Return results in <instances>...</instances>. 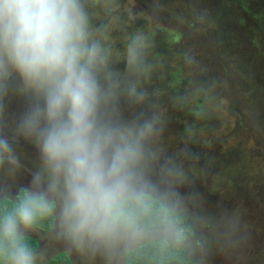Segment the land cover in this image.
Masks as SVG:
<instances>
[{
  "label": "rangeland",
  "instance_id": "374dc122",
  "mask_svg": "<svg viewBox=\"0 0 264 264\" xmlns=\"http://www.w3.org/2000/svg\"><path fill=\"white\" fill-rule=\"evenodd\" d=\"M82 3L93 39L108 52L110 72L135 79L129 88L127 80L120 81L132 94L116 95L105 118L130 128L145 121L153 124L143 141L136 191L142 193L149 183L151 192L164 194L174 210L187 208L196 216L193 204L204 208L210 221L200 224L197 218V225L212 246L197 238L181 241L176 232L188 228L176 218L177 229L124 227L106 238L84 235L75 243L71 239L75 264H82V251L88 264H125V250L172 233L176 236L170 239L179 245L198 241L194 248L200 258L190 254L196 264H264V0ZM137 35L144 41L143 63L132 67L127 48ZM156 75L160 83L154 88ZM140 77L152 80L141 84ZM27 103L12 89L0 92V121L21 133L18 120ZM11 149L20 151L17 146ZM24 171L16 170L12 184ZM25 172L32 187L34 174ZM35 185L26 192L35 191ZM61 196L63 202L62 192ZM58 227L54 242L69 250L71 244H63V223ZM48 252L37 259L46 261L52 255Z\"/></svg>",
  "mask_w": 264,
  "mask_h": 264
},
{
  "label": "clouds",
  "instance_id": "9594fccd",
  "mask_svg": "<svg viewBox=\"0 0 264 264\" xmlns=\"http://www.w3.org/2000/svg\"><path fill=\"white\" fill-rule=\"evenodd\" d=\"M143 47L142 36L131 39L130 66L142 65ZM108 65L82 0H0V92L12 89L28 101L19 130L38 145L50 186L61 187L63 226L74 237L106 238L129 226L125 204L138 198L143 141L153 130L151 121L130 128L105 118L120 87ZM4 156L15 159L0 136ZM33 182L40 184L39 173ZM47 207L29 192L0 214L6 264H36L23 230Z\"/></svg>",
  "mask_w": 264,
  "mask_h": 264
},
{
  "label": "trees",
  "instance_id": "16d2710c",
  "mask_svg": "<svg viewBox=\"0 0 264 264\" xmlns=\"http://www.w3.org/2000/svg\"><path fill=\"white\" fill-rule=\"evenodd\" d=\"M167 14V13H166ZM165 19L172 21L170 17ZM165 20V21H166ZM136 70V69H135ZM112 73V78L119 82L123 80L124 82L129 83L127 88L132 87L131 85L134 84L133 81L135 80L130 74L129 76L127 73H121L116 72ZM132 73V72H130ZM115 76V77H114ZM157 76V75H156ZM151 78V77H150ZM147 77H140L138 80L140 83H145L144 81L152 80ZM144 79V81H143ZM136 80V81H138ZM152 83H154V88H156V84L160 83V77H155L154 80H152ZM121 85V84H120ZM133 89V88H132ZM128 91L129 94H132L129 92L130 89H126L123 87H119L117 89L116 95L120 96V94L125 93V91ZM126 91V92H127ZM151 93V92H148ZM146 91H144L145 95H148ZM123 96V95H122ZM124 120L122 119L120 124H122ZM244 123V122H243ZM123 125V124H122ZM25 140L30 141L31 139L25 138ZM27 157V156H26ZM35 164V163H34ZM45 170V167H42ZM10 196H3L0 199V214L3 212L10 211L16 203L25 197V194H23L21 197L18 196V201L14 196H12L11 192H9ZM171 202L168 201L167 197L163 194L162 196H157V194H140L138 195V198H130L126 201L125 204V210L128 213L130 217V224L127 226L129 229L139 230V229H149V230H163L167 227H175L177 229L179 226L178 221L174 220L177 218V220H181L184 228H188L186 231H178L176 232L177 235H179V239L183 241L184 243L186 241H195L196 238L199 240V242L202 241V243L208 242L209 245L212 246V243H210V240L207 239L206 231L200 229V225H197V218L198 222L203 223L204 221H210V219L207 217L206 210L204 208H201L197 206L196 204H193L195 208H197V215L195 216L193 213H190V211L187 208L184 209H172ZM53 221V217H50V214L48 210L38 216L36 220V226L48 230L50 228V224ZM176 221V223H175ZM175 223V224H174ZM174 229V228H173ZM172 237H175V233L171 234ZM171 236L168 237H162L154 240H149L148 242L141 243L134 248L127 251L126 259L128 258L129 264H196V261L190 256L191 252L195 254L198 259L199 251L194 248V245L198 244V241L195 242L192 245H179L176 244L174 239ZM24 241L27 243L29 248L36 252L38 249V243L37 241L30 237V236H24ZM175 241V242H174ZM3 243L0 242V264H6V261L4 259L3 255ZM36 264H42L40 262L36 261ZM47 264H72V261L68 257V254L65 252L57 254L55 257L51 258Z\"/></svg>",
  "mask_w": 264,
  "mask_h": 264
},
{
  "label": "flooded vegetation",
  "instance_id": "af4514ba",
  "mask_svg": "<svg viewBox=\"0 0 264 264\" xmlns=\"http://www.w3.org/2000/svg\"><path fill=\"white\" fill-rule=\"evenodd\" d=\"M0 136L8 138L11 146H17L18 148H20V151L17 154L12 152V156L15 158L14 160L8 158L7 156L0 158V174L1 173L3 174L12 173L11 175H5L4 178H1L0 176V190H1L0 199L5 195L10 196L9 192H11L12 196H14V198H16V200L18 201V198H17L18 196L21 197L23 194L26 195L27 192L29 191L28 189L33 188V186L35 185L33 184V186L30 187L28 183L29 175L25 174L26 169L31 172V175L39 173L41 175V182L39 185H35V191L33 192H38L39 195L46 201L47 206H48L47 210L50 214V217L51 216L53 217V221L50 224V228L48 230L42 229L36 226V223H34L32 227L29 228L27 232L24 233V236H30L37 241L38 249L36 252H33L36 256L39 255V253L47 252V251H49L50 254H52L48 256L46 261H40V259H37V262H40L42 264H47V262L51 258L55 257L59 253L65 252L66 254H68V257L72 261V264H75L74 259L76 256L74 255V253H75L76 246H73L70 240L72 239L75 243L76 237L70 236L67 233L66 229L63 227V231H65V233L63 234V237L66 238V240L63 239V244L65 245L71 244L69 246L71 250L63 249L61 247L62 242L60 244L58 242H54V237H56V231L61 229L58 226H59V223L62 222V213H63V202L61 198L62 190L59 185L50 186V180L48 178V174L42 168L44 167V164L42 161V157H41V153H40V149L38 145L34 142L33 139H31L30 141H27L25 140V137L21 135V133L18 134L14 131H11V129L9 130L5 126V124L1 121H0ZM23 149L25 151H23ZM31 150H35L39 152L40 154L34 155L31 153ZM17 169L22 170V171L25 170L24 171L25 173L23 172V174L25 175L23 174L20 175L19 182L16 185H14L12 184V178L14 175L16 176ZM137 185L139 184H136V186ZM151 189H152V185H150L149 183H145V187H143L142 190H145L146 192L142 191V193H140L139 189L137 190V192H138V195L140 194H153L154 195L155 191L152 190L153 192L152 193ZM128 250H125L123 253V259H124L123 261L125 264H129L128 260L126 259V254ZM79 261L82 264H88L87 255L84 251L81 252Z\"/></svg>",
  "mask_w": 264,
  "mask_h": 264
},
{
  "label": "water",
  "instance_id": "95a60500",
  "mask_svg": "<svg viewBox=\"0 0 264 264\" xmlns=\"http://www.w3.org/2000/svg\"><path fill=\"white\" fill-rule=\"evenodd\" d=\"M126 91H127V90H126ZM126 91H125V93H123V94L121 93L120 96L125 95V94L127 95L128 93H127ZM116 92H117V90H116ZM117 94H118V93H117Z\"/></svg>",
  "mask_w": 264,
  "mask_h": 264
}]
</instances>
